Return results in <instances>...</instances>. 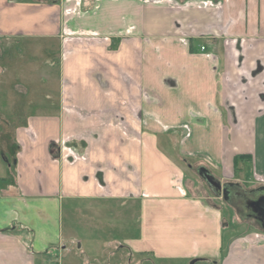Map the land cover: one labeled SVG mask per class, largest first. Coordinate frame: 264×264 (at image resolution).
<instances>
[{
  "label": "crops",
  "instance_id": "0c3cea01",
  "mask_svg": "<svg viewBox=\"0 0 264 264\" xmlns=\"http://www.w3.org/2000/svg\"><path fill=\"white\" fill-rule=\"evenodd\" d=\"M31 39L52 44L69 88L0 151V264L56 251L78 264L65 243L81 241L60 224L67 200L98 216L103 201L137 203L119 246L130 261L264 264V226L247 221L225 244L221 211L180 164L203 158L221 178L202 164L199 176L264 186V0H0V75Z\"/></svg>",
  "mask_w": 264,
  "mask_h": 264
},
{
  "label": "rangeland",
  "instance_id": "374dc122",
  "mask_svg": "<svg viewBox=\"0 0 264 264\" xmlns=\"http://www.w3.org/2000/svg\"><path fill=\"white\" fill-rule=\"evenodd\" d=\"M17 43L18 41L12 49L10 63L6 65L4 72L0 75L1 152L6 151L10 141L12 143L14 139L13 128L23 122L25 115L38 112V109L44 106L48 107L50 102L52 104L57 102L56 98L59 93L68 91L69 88V84L65 87L62 85L63 80L58 74L57 52L55 53L54 49L49 50V46L52 44L39 39ZM44 44L45 48H41ZM8 91L9 97L3 100V96H6L5 92L8 94ZM46 96H50L49 99ZM25 105H28L25 109L26 112H24ZM22 112H24V115H22ZM178 134L174 133L177 139ZM160 144L170 154H176L174 146H166L164 141H161ZM70 153L71 156L75 155L73 151H69ZM180 164L183 168L185 180H191L194 183L193 190L196 193L199 192L198 194L209 196L221 211L223 225L226 228L224 229L225 244L230 240L231 234H235L236 231L242 229L248 230L247 227H244L246 224L243 223L244 221L242 222L240 215L222 198H217L196 172L198 165L202 164L209 168L212 174L221 178L220 169L214 168L199 157L180 160ZM240 164L244 165L246 171L250 173L246 162H240ZM244 171L243 169L242 172L244 173ZM241 174L236 172V175L232 177L241 178ZM65 203H68V205L64 204L63 210L60 212L61 229L64 236L71 235L72 238L81 241L80 250H77L75 242L71 244L67 241L65 243L67 247H71L72 253L78 254V264H189V260H159L145 258V255L136 256L135 259L130 261V256L126 255L125 250L119 248V246L124 237L132 236L136 231L138 211L135 202L131 205H129V202H127V205H121V202L115 204L111 201H103L109 207L102 210L99 216V213L95 211L86 210V205L80 204V201L67 200ZM71 206L73 208L75 206V209ZM66 208L69 210H66ZM65 253L66 251L60 253L56 251V256H53L55 260L50 259L48 264H66L67 257H65ZM69 255L71 254L69 253ZM229 261L230 258L227 262ZM194 264L201 263L195 262Z\"/></svg>",
  "mask_w": 264,
  "mask_h": 264
},
{
  "label": "flooded vegetation",
  "instance_id": "af4514ba",
  "mask_svg": "<svg viewBox=\"0 0 264 264\" xmlns=\"http://www.w3.org/2000/svg\"><path fill=\"white\" fill-rule=\"evenodd\" d=\"M203 169H200L202 171ZM213 176L210 172L203 170L200 177L205 181L209 189L218 198H222L241 217L245 224L252 222L259 227L264 226V186L254 188H241L230 182H221L216 177L217 187H212L203 177L204 174Z\"/></svg>",
  "mask_w": 264,
  "mask_h": 264
},
{
  "label": "water",
  "instance_id": "95a60500",
  "mask_svg": "<svg viewBox=\"0 0 264 264\" xmlns=\"http://www.w3.org/2000/svg\"><path fill=\"white\" fill-rule=\"evenodd\" d=\"M203 177H204V179L212 186V187H217V182L214 180V177L213 176H211V175H209V174H204L203 175ZM197 261V259H191L190 261H189V264H194L195 262Z\"/></svg>",
  "mask_w": 264,
  "mask_h": 264
},
{
  "label": "trees",
  "instance_id": "16d2710c",
  "mask_svg": "<svg viewBox=\"0 0 264 264\" xmlns=\"http://www.w3.org/2000/svg\"><path fill=\"white\" fill-rule=\"evenodd\" d=\"M244 157H246L245 155H241V156H235L234 158H233V162H234V167H233V169L235 170V165H236V162L239 160V159H241V158H244Z\"/></svg>",
  "mask_w": 264,
  "mask_h": 264
},
{
  "label": "built area",
  "instance_id": "2783aa9c",
  "mask_svg": "<svg viewBox=\"0 0 264 264\" xmlns=\"http://www.w3.org/2000/svg\"><path fill=\"white\" fill-rule=\"evenodd\" d=\"M201 49H203V47H201Z\"/></svg>",
  "mask_w": 264,
  "mask_h": 264
}]
</instances>
